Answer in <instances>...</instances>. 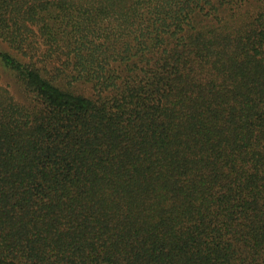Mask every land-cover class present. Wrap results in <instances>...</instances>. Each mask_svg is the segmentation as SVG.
Segmentation results:
<instances>
[{
    "label": "trees",
    "instance_id": "16d2710c",
    "mask_svg": "<svg viewBox=\"0 0 264 264\" xmlns=\"http://www.w3.org/2000/svg\"><path fill=\"white\" fill-rule=\"evenodd\" d=\"M0 264H264V0H0Z\"/></svg>",
    "mask_w": 264,
    "mask_h": 264
}]
</instances>
